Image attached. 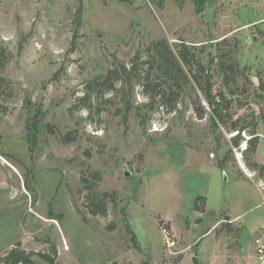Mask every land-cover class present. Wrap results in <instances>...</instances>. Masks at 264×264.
<instances>
[{
    "label": "rangeland",
    "instance_id": "374dc122",
    "mask_svg": "<svg viewBox=\"0 0 264 264\" xmlns=\"http://www.w3.org/2000/svg\"><path fill=\"white\" fill-rule=\"evenodd\" d=\"M162 38L173 48L194 47L207 65L214 55L232 54L249 74L239 80L248 91L231 97L238 98L235 110L257 109L264 0H209L201 12L191 0H167L163 7L148 0H0V48L9 58L0 74L10 80L0 88L1 253L21 242L57 264H196L195 256L218 264L216 236L225 261L239 255L245 260L233 253L240 240L246 258L261 264L252 242L256 237L264 242V183L244 161L250 136L243 132L240 147H233L236 132L215 129L210 115L196 116L193 89L184 93L177 112H156L147 133L134 112L124 121L122 95L106 94L93 115L70 111L87 81ZM136 101H144L140 86ZM71 131L78 138L65 143L62 137ZM258 132L255 157L264 163V123ZM227 154L224 173L210 166L219 167ZM87 167L101 172L103 190L117 193L108 217L90 215L82 204L80 173ZM201 194L209 199L204 228L195 231L204 234L222 221L198 247L187 227L169 249L160 216L177 228L189 226ZM72 195L88 222L75 210ZM226 213L240 215L245 227L234 224L229 230ZM34 258L35 264H51Z\"/></svg>",
    "mask_w": 264,
    "mask_h": 264
},
{
    "label": "trees",
    "instance_id": "16d2710c",
    "mask_svg": "<svg viewBox=\"0 0 264 264\" xmlns=\"http://www.w3.org/2000/svg\"><path fill=\"white\" fill-rule=\"evenodd\" d=\"M148 1L163 7L167 0ZM174 1L184 3L187 0ZM191 1L195 10L201 12L209 0ZM81 10L78 19L81 18ZM193 49L194 47L184 43L173 48L167 38L150 43L144 50L138 51L128 63H118L110 67L102 76L87 81L83 93L75 97L70 111L84 109L89 115H93L95 110H101V100L105 99L104 96L115 93L122 95L124 101V121H127L128 115L134 112L143 132L147 133L148 123L153 121L156 112L168 114L177 112L184 93L193 89L195 96L192 107L196 116L204 119L210 115L215 129L222 128L230 133L236 132L231 138L233 147H240L245 139L242 136L243 132L250 136L246 140L247 146L243 149L244 161L248 169L256 172L260 181L264 183V163L259 162L255 157L261 138L258 130L264 123V72L258 71L256 74L260 90L254 89L256 98L260 99L257 109L238 114L235 110V100L238 98L231 97H235L239 92L248 91L246 84L242 87L239 83L242 76L249 77L248 69L241 67L237 59L227 53L220 54L219 59H216V55L212 56L207 65L200 54L195 53ZM8 59L5 49L0 48L1 69L5 67ZM216 77L222 79L220 83L216 82ZM9 84L10 80L0 74V88ZM136 86H140L144 97L141 103L135 102ZM77 138V132L71 131L64 134L62 140L71 143ZM228 159L227 154L220 161L219 167L224 168ZM80 179L83 187L79 192L82 194V204L88 214L108 217L110 204L116 202L117 193L103 190L101 172L93 171L90 167L81 171ZM206 200L203 195L195 198L194 209L198 213L206 211ZM72 201L82 220L88 222L86 212L81 209L73 195ZM159 221L160 225L164 222L162 219ZM196 221L201 222L202 217H198ZM228 225L231 226L229 223ZM166 226L169 227L168 224ZM127 227L132 235L133 246L137 248L139 243L136 234L129 224ZM108 228L115 229V222L110 223ZM230 228L232 227H229V230ZM53 248L57 253L56 248ZM36 255L47 259L51 264H57L52 256L40 251L27 250L22 247L21 242L15 243L4 253L0 252V264H35ZM194 261L196 264H202L196 256Z\"/></svg>",
    "mask_w": 264,
    "mask_h": 264
},
{
    "label": "crops",
    "instance_id": "0c3cea01",
    "mask_svg": "<svg viewBox=\"0 0 264 264\" xmlns=\"http://www.w3.org/2000/svg\"><path fill=\"white\" fill-rule=\"evenodd\" d=\"M210 166H212V168H215V169H217V170H219V171H221L222 173H224V171L220 168V167H216V166H213V165H210ZM242 176H244V175H242ZM245 177H248L249 178V176H246L245 175ZM201 195H203V196H205L206 197V204H207V202H208V199H209V197H208V195H205V194H201ZM196 213H198L197 211H195L194 212V214L195 215H197ZM193 216L190 220H191V222L189 223V226H188V224H187V226H184L183 224L182 225H180V227H178L177 228V226L172 222V219L171 218H167V217H163V216H160L161 217V219L162 220H164L165 222H164V225H166V224H168L169 225V227L172 229V231L174 232V235L177 237V238H183V236L185 235V233L188 231V229H187V227H189V229H190V231H193V233H192V238H194L195 239V241H194V243H198V245H197V247L203 242V240H204V238L205 237H209V236H211V235H213L214 234V229L216 228V226L219 224V222H221L222 220L221 219H218L217 221H215L214 223H213V225H210V226H208L207 228H205V229H207L206 230V232L204 233V234H202V230L200 229L201 227H203V225L202 224H204V219H203V217H204V213H199L198 215H197V217H202V221L201 222H197V223H195L194 221H193V218H195L196 216ZM226 217V219L228 220V223L229 224H231V227L233 228V225L234 224H236V225H240V223H241V221H240V219H241V216L240 215H232V214H228V213H226V215H225ZM196 217V218H197ZM238 225V226H239ZM241 225H243L242 223H241ZM200 226V230L198 231H195V229L197 228V227H199ZM240 227H242V226H240ZM243 227H245L244 225H243ZM243 227H242V229H243ZM204 228V227H203ZM177 229H178V231H177ZM178 232V233H177ZM256 238H260L261 239V237H256ZM256 238H254L253 239V242H252V244H255V240H256ZM215 239H216V244H214L213 245V247H215L216 249H214V256L213 257H215V258H217L219 261H221V263H218V264H255V262H256V258L254 257V258H252L251 257V259H247L246 258V256H245V254L246 253H248L247 252V249H246V247H244V244H243V242H241L240 240H239V242H238V244H240V246H238V251L235 249L234 250V252L233 253H235V254H242V255H244V257H245V260L242 258V256H236L238 259H235V262H229L228 260H226L225 261V259L223 258V252H222V250L220 249L221 247L220 246H218L217 245V238H216V236H215ZM262 243H264V242H262ZM190 245V244H189ZM188 245V246H189ZM180 260V259H179ZM178 260V261H179ZM200 261V260H199ZM174 262H177V261H174ZM202 264H204V262H202V261H200Z\"/></svg>",
    "mask_w": 264,
    "mask_h": 264
},
{
    "label": "built area",
    "instance_id": "2783aa9c",
    "mask_svg": "<svg viewBox=\"0 0 264 264\" xmlns=\"http://www.w3.org/2000/svg\"><path fill=\"white\" fill-rule=\"evenodd\" d=\"M161 229H162L163 237L165 239L166 246L169 249L176 247L177 240L172 229L166 225H163ZM255 244L258 252L259 262L261 264H264V243H262V240L260 238H256Z\"/></svg>",
    "mask_w": 264,
    "mask_h": 264
}]
</instances>
